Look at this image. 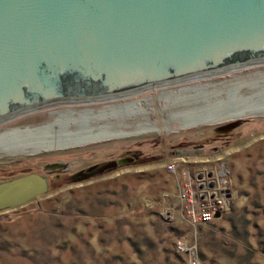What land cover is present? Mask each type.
I'll return each instance as SVG.
<instances>
[{
	"label": "rangeland",
	"instance_id": "obj_1",
	"mask_svg": "<svg viewBox=\"0 0 264 264\" xmlns=\"http://www.w3.org/2000/svg\"><path fill=\"white\" fill-rule=\"evenodd\" d=\"M232 86L237 97L264 103V65L123 99L57 105L1 123L0 134L49 128L32 134L48 144L38 151L0 148V183L31 172L52 180L45 193L0 209V264H186L175 250L179 236L196 245L201 264H264V106L243 118L189 126L178 116L226 99ZM101 127L121 133L56 147L61 136L70 137L61 129ZM21 137L5 134L0 142L20 145ZM112 160L118 164L96 172ZM172 161L177 170L166 169ZM222 163L234 190L224 213L195 227L177 213L172 220L161 214L164 192L178 202L177 177L185 167L192 172Z\"/></svg>",
	"mask_w": 264,
	"mask_h": 264
},
{
	"label": "water",
	"instance_id": "obj_2",
	"mask_svg": "<svg viewBox=\"0 0 264 264\" xmlns=\"http://www.w3.org/2000/svg\"><path fill=\"white\" fill-rule=\"evenodd\" d=\"M256 65H264V0H0V124L57 105L123 99ZM235 90L178 116L195 117L189 126L257 114H227L242 103L261 104ZM112 136L68 143L61 136L56 147ZM47 190L39 173L13 177L0 183V209Z\"/></svg>",
	"mask_w": 264,
	"mask_h": 264
},
{
	"label": "built area",
	"instance_id": "obj_3",
	"mask_svg": "<svg viewBox=\"0 0 264 264\" xmlns=\"http://www.w3.org/2000/svg\"><path fill=\"white\" fill-rule=\"evenodd\" d=\"M167 170H177V163L172 161L165 165ZM177 177L178 202L168 201L170 193L162 194V215L166 219H174V214L190 226L206 223L216 214L224 213L233 201L234 190L228 178V170L221 166L202 167L191 172L189 167L181 171ZM174 197V195H172ZM175 250L186 256V264H201L196 245L186 238L179 236L175 240Z\"/></svg>",
	"mask_w": 264,
	"mask_h": 264
},
{
	"label": "bare ground",
	"instance_id": "obj_4",
	"mask_svg": "<svg viewBox=\"0 0 264 264\" xmlns=\"http://www.w3.org/2000/svg\"><path fill=\"white\" fill-rule=\"evenodd\" d=\"M264 106V104L261 102V104L258 103H242L240 105H237L236 108H234L233 110H229L227 114H246V113H252V112H257L258 109H262ZM263 110V109H262ZM183 115H181L182 119V124L184 125H188V124H194L195 117L191 116V115H184L185 113H182ZM9 134L5 133L6 135H15L17 136V134L15 133V131H10L8 132ZM33 133H38V132H30V134L28 133H20L18 135V137H20L21 135H23V137H21V140L24 139V142L20 143V145H6V144H2L0 142V148L1 149H6L8 151L12 150V151H26V150H36L39 149L41 147H47L48 144H45L44 140H38V138H40L41 136L39 135L38 138L35 140L36 137H34L32 134ZM121 132L119 131H113V130H106L105 128L101 127L100 129H97L96 131H84L82 132L80 135H69L70 137H67V143L70 142H77L79 140H83V139H89V138H93L95 136H100V135H118ZM5 134H0L1 138L5 136ZM26 134V136H28L29 138H25L24 135ZM39 134V133H38ZM65 137V136H64ZM63 137V138H64ZM31 138H34V140H31ZM62 138V139H63ZM26 140V141H25ZM66 140V139H64ZM42 141V142H41ZM60 144L61 139H59L58 141ZM19 148H16V147ZM32 146V149L30 148Z\"/></svg>",
	"mask_w": 264,
	"mask_h": 264
},
{
	"label": "flooded vegetation",
	"instance_id": "obj_5",
	"mask_svg": "<svg viewBox=\"0 0 264 264\" xmlns=\"http://www.w3.org/2000/svg\"><path fill=\"white\" fill-rule=\"evenodd\" d=\"M14 129H16V128H14ZM14 129H11V130H14ZM11 130H8V131H5V132H10ZM128 160L129 159H131V158H127ZM108 163H114L115 165H113V166H111V167H114V166H116L117 164H118V162H117V160H112V161H109V162H105V163H102L101 165H99L97 168H96V172H98V173H100V172H102V171H105V169L106 168H104V169H102V167L104 166V165H106V164H108ZM69 166V163H66V165H65V167L67 168ZM102 169V170H101ZM66 171L63 169V170H61V171H56L55 173V178L54 179H56V180H58V178H60V175L61 174H63V173H65ZM40 174V173H39ZM42 176H44V175H42ZM45 178H46V180H47V183H48V185L50 184V181L52 180V177H49V176H47V175H45L44 176ZM68 178H70V179H72V180H74V179H77V176H70V177H68ZM38 196V195H37ZM35 197V196H34Z\"/></svg>",
	"mask_w": 264,
	"mask_h": 264
}]
</instances>
